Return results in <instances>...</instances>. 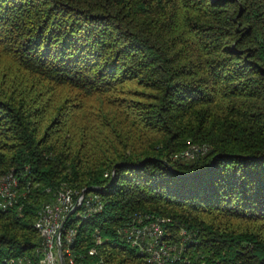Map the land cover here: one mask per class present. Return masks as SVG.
I'll return each mask as SVG.
<instances>
[{"label":"trees","instance_id":"obj_1","mask_svg":"<svg viewBox=\"0 0 264 264\" xmlns=\"http://www.w3.org/2000/svg\"><path fill=\"white\" fill-rule=\"evenodd\" d=\"M0 50L126 102L91 145L60 119L66 98L52 111L31 84L28 100L0 92V175L18 192L0 208V264L39 245L36 211L61 184L103 201L76 229L74 264H149L117 232L133 213L168 219L173 264H264V0H0ZM192 143L208 148L180 156Z\"/></svg>","mask_w":264,"mask_h":264},{"label":"built area","instance_id":"obj_2","mask_svg":"<svg viewBox=\"0 0 264 264\" xmlns=\"http://www.w3.org/2000/svg\"><path fill=\"white\" fill-rule=\"evenodd\" d=\"M206 145L189 144L179 155L192 158L207 150ZM65 184H61L52 192L51 199L43 202L36 211L34 228L39 237V245L32 250L31 255H20L5 260L6 264H74L73 249L71 248L76 229L82 218L99 212L103 207L100 196L92 190L83 192ZM23 195V194H22ZM18 192L17 180L11 172L0 175V208L16 205ZM20 208V206H19ZM168 219L133 213L124 220L117 229L122 240L135 248L149 264H173L180 248L167 243L163 237L161 224ZM181 238L185 236L179 230ZM93 240L99 244L100 239L96 229ZM88 254L96 253L95 247L87 250ZM93 264H104L101 259Z\"/></svg>","mask_w":264,"mask_h":264},{"label":"rangeland","instance_id":"obj_3","mask_svg":"<svg viewBox=\"0 0 264 264\" xmlns=\"http://www.w3.org/2000/svg\"><path fill=\"white\" fill-rule=\"evenodd\" d=\"M30 86L33 103L41 105L43 108L59 106L66 98L60 109V119H65L66 128L76 137L82 136L87 144H102L109 135L106 131L109 125L108 118H103L104 111L111 109H121L126 102L123 99L115 98L110 93L84 95L83 92L63 87L36 77L35 74L22 66L17 65L7 55L0 50V92H6L17 100L24 98L28 100L31 95L23 89ZM39 91L37 95L36 92ZM125 100L135 99L143 101L140 93H130L119 95ZM50 109V110H51ZM242 221H232L233 225H241ZM258 223L254 225L257 227ZM258 227H260L258 225ZM264 228V225L262 226ZM262 228V229H263ZM168 240V239H166Z\"/></svg>","mask_w":264,"mask_h":264},{"label":"water","instance_id":"obj_4","mask_svg":"<svg viewBox=\"0 0 264 264\" xmlns=\"http://www.w3.org/2000/svg\"><path fill=\"white\" fill-rule=\"evenodd\" d=\"M89 190H90V188H88ZM88 189H86V188H83V190L80 192V195L83 193V192H85V191H88ZM60 263L61 264H64V262H63V259L61 258L60 259Z\"/></svg>","mask_w":264,"mask_h":264}]
</instances>
